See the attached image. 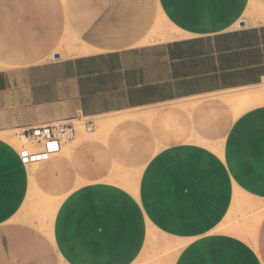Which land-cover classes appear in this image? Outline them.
Listing matches in <instances>:
<instances>
[{"label": "crops", "instance_id": "0c3cea01", "mask_svg": "<svg viewBox=\"0 0 264 264\" xmlns=\"http://www.w3.org/2000/svg\"><path fill=\"white\" fill-rule=\"evenodd\" d=\"M43 1L0 0V264H264V0H65L63 50ZM252 206L254 243L221 230Z\"/></svg>", "mask_w": 264, "mask_h": 264}, {"label": "rangeland", "instance_id": "374dc122", "mask_svg": "<svg viewBox=\"0 0 264 264\" xmlns=\"http://www.w3.org/2000/svg\"><path fill=\"white\" fill-rule=\"evenodd\" d=\"M44 6L43 10H47L49 17L47 19L54 20L57 24L56 27L62 28V32L60 33V37L55 39L57 49L63 50L66 47V44H73L76 42L73 38H67V27L65 26V0H46L43 1ZM46 2V3H45ZM47 4V7H45ZM43 11V12H44ZM21 14L24 13L21 11ZM50 17H52L50 19ZM45 18V17H44ZM21 20V19H20ZM45 24V23H44ZM55 27V25L53 24ZM56 29V28H55ZM57 30V29H56ZM49 38H44L43 42L46 43ZM252 95V93H243ZM231 104L235 107L236 112L240 113L248 107L255 105L256 103L247 104L245 106L237 105L234 103V100L230 101ZM82 130H85V127H81ZM21 140L27 142L24 137H21ZM21 140H18L16 143L20 147L23 143ZM20 144V145H19ZM143 170V166H139L137 168H116L113 174V179L115 182L121 184L122 186L137 191L136 181L138 180L141 172ZM54 203V204H53ZM56 201L46 198H39L36 192L30 190L28 195V201L25 207L22 209L21 214L16 216L14 220H21L30 223L37 224L38 227L45 230L49 233V225L53 220V216L56 209ZM251 213L247 215H237L232 216L231 219L226 220L221 227V230L226 232H232L240 235L242 238L246 239L250 243L255 242V230L259 220L261 219V209H257L256 206H252Z\"/></svg>", "mask_w": 264, "mask_h": 264}, {"label": "built area", "instance_id": "2783aa9c", "mask_svg": "<svg viewBox=\"0 0 264 264\" xmlns=\"http://www.w3.org/2000/svg\"><path fill=\"white\" fill-rule=\"evenodd\" d=\"M94 128V122H89L86 126L88 131ZM27 140L30 138L36 141H73L77 136V129L70 124H50L31 129L27 134ZM47 152L26 155L23 157L24 162H35L45 158Z\"/></svg>", "mask_w": 264, "mask_h": 264}, {"label": "bare ground", "instance_id": "6f19581e", "mask_svg": "<svg viewBox=\"0 0 264 264\" xmlns=\"http://www.w3.org/2000/svg\"><path fill=\"white\" fill-rule=\"evenodd\" d=\"M246 95H241V96H239V97H237V98H235L234 99V103H236V104H242L244 101H245V99H246ZM26 140V139H25ZM20 145V144H19ZM59 203V202H58ZM57 203V204H58ZM59 205V204H58Z\"/></svg>", "mask_w": 264, "mask_h": 264}, {"label": "water", "instance_id": "95a60500", "mask_svg": "<svg viewBox=\"0 0 264 264\" xmlns=\"http://www.w3.org/2000/svg\"><path fill=\"white\" fill-rule=\"evenodd\" d=\"M56 57H58V56H56Z\"/></svg>", "mask_w": 264, "mask_h": 264}]
</instances>
